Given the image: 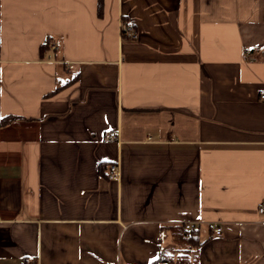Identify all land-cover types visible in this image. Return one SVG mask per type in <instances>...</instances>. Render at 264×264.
Masks as SVG:
<instances>
[{
	"label": "crops",
	"instance_id": "0c3cea01",
	"mask_svg": "<svg viewBox=\"0 0 264 264\" xmlns=\"http://www.w3.org/2000/svg\"><path fill=\"white\" fill-rule=\"evenodd\" d=\"M262 92L264 0H0V264H264Z\"/></svg>",
	"mask_w": 264,
	"mask_h": 264
},
{
	"label": "built area",
	"instance_id": "2783aa9c",
	"mask_svg": "<svg viewBox=\"0 0 264 264\" xmlns=\"http://www.w3.org/2000/svg\"><path fill=\"white\" fill-rule=\"evenodd\" d=\"M123 29V27H122ZM123 34L127 35L129 37L133 36V33L131 31V28H125L123 29ZM135 38V36H133ZM44 47L49 48L52 52L56 51L58 49V47L50 42H44L43 43ZM261 97L262 99H264V92L261 93ZM118 139V135L117 133L113 132L110 135H108V137L105 138L106 142H111V141H116ZM120 176V168L118 164L112 165L110 166V172H109V178L110 179H118ZM258 212L260 215L264 216V200L262 201V203L259 205L258 207ZM187 229H193V226L191 224L185 225ZM216 233L220 234L221 233V228H217L216 229Z\"/></svg>",
	"mask_w": 264,
	"mask_h": 264
},
{
	"label": "trees",
	"instance_id": "16d2710c",
	"mask_svg": "<svg viewBox=\"0 0 264 264\" xmlns=\"http://www.w3.org/2000/svg\"><path fill=\"white\" fill-rule=\"evenodd\" d=\"M10 120H12L11 118H7L3 120V124H6L7 122H9ZM182 231V236L186 237L185 239H187L186 243L184 244H188L190 246H197L199 245V236H198V231L196 229H187L186 226H183L181 228ZM167 256H165L164 258L162 257V259L164 260Z\"/></svg>",
	"mask_w": 264,
	"mask_h": 264
}]
</instances>
